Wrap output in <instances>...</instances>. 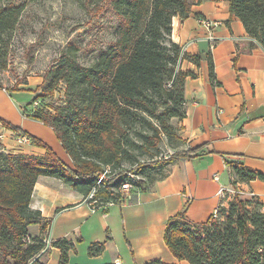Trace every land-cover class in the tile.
Listing matches in <instances>:
<instances>
[{
    "label": "trees",
    "instance_id": "1",
    "mask_svg": "<svg viewBox=\"0 0 264 264\" xmlns=\"http://www.w3.org/2000/svg\"><path fill=\"white\" fill-rule=\"evenodd\" d=\"M226 1L231 15L238 17L250 38L264 48V0ZM194 2L109 0L119 20L116 39L91 64L80 63L75 54H65L44 76L34 101L53 97L62 86L63 104L41 106L30 116L55 130L73 165L0 117L4 127L28 135L30 144L46 149L44 156L0 151V264H44L41 257L48 251L46 238L51 221L32 208L34 188L41 178H58L87 196L97 186L100 202L123 203L128 196L122 191L123 184L132 185L130 193L146 191L167 176L171 164L207 152L203 145L182 149L186 141L179 135L181 127L174 123V119L182 120L186 115L185 82L195 76L181 70L183 59L200 65L206 58L210 78L216 82L211 53H183L172 39L173 18L187 19ZM24 7L0 1V69L8 67L10 40ZM164 138L177 150L160 157ZM142 148L145 152L155 151L151 154L153 160L125 168L124 163H134L135 150ZM227 164L235 174L230 185L235 194L226 193L207 222L189 220L187 207L168 219L164 238L178 261L264 264V207L256 195L243 198L240 187L241 182L264 179V174L240 167L236 161L227 160ZM140 174L143 179H138ZM34 224H40L42 236L30 235ZM51 246L61 250L59 264H69L74 242L61 238L52 241ZM104 246L93 243L89 254H100ZM145 264L176 263L153 259Z\"/></svg>",
    "mask_w": 264,
    "mask_h": 264
},
{
    "label": "crops",
    "instance_id": "2",
    "mask_svg": "<svg viewBox=\"0 0 264 264\" xmlns=\"http://www.w3.org/2000/svg\"><path fill=\"white\" fill-rule=\"evenodd\" d=\"M194 1L187 19L173 18L172 39L183 53H211L216 82L210 78L206 58L200 65L183 59L181 70L195 76L185 82L186 115L174 123L181 127L179 135L186 141L182 149L203 145L207 152L171 164L165 178L146 191L127 194L125 202L114 203L107 210L93 211L87 195L58 178H41L34 188L32 208L50 219L52 241L68 238L74 242L69 264H145L153 259L190 264L178 261L165 242L168 219L187 207L189 220L207 222L222 202L221 189L230 187L235 178L227 160L264 174V48L231 15L228 1ZM203 18L220 25L209 30L202 24ZM17 103L1 96L0 117L73 165L55 130L36 118L23 117ZM2 131L12 130L0 122L3 138ZM20 149L19 153L34 156L46 153L44 147L30 143ZM240 184L243 198L256 195L264 207V179ZM30 235H43L40 224L30 226ZM93 243H104L100 254H89ZM60 256L59 248L49 246L41 261L59 264Z\"/></svg>",
    "mask_w": 264,
    "mask_h": 264
},
{
    "label": "rangeland",
    "instance_id": "3",
    "mask_svg": "<svg viewBox=\"0 0 264 264\" xmlns=\"http://www.w3.org/2000/svg\"><path fill=\"white\" fill-rule=\"evenodd\" d=\"M0 1L25 5L20 23L10 40L8 67L0 69L1 96L7 95L17 100L23 117L34 113L33 98L41 92L44 76L55 68L63 55L75 54L80 63L89 65L116 39L119 20L109 0ZM63 88L58 87L53 97L39 98L37 101L45 108L61 105L64 100ZM2 134L1 152L23 154L18 151L28 143L17 139L12 131L7 134L2 131ZM143 150L136 149L134 163L126 162L124 167L131 169L138 162L153 160L151 154L155 151ZM176 150L164 138L158 156L165 157ZM148 170L155 173L154 169ZM140 178L144 176L140 174Z\"/></svg>",
    "mask_w": 264,
    "mask_h": 264
},
{
    "label": "built area",
    "instance_id": "4",
    "mask_svg": "<svg viewBox=\"0 0 264 264\" xmlns=\"http://www.w3.org/2000/svg\"><path fill=\"white\" fill-rule=\"evenodd\" d=\"M202 24L207 27L209 30H212L215 27H218L220 25L219 22L217 21H211L208 19H201ZM210 39H213V37L211 36ZM41 108V104L40 101L35 100L34 101V109L37 110ZM17 136V139H19L22 142H26V143H30V138L28 135L22 134L21 132H14ZM132 189V185H127V183L123 184L122 186V191L125 192L126 194H129L130 191ZM96 193H97V187H94L90 193L87 196V202L88 204L92 207V210L95 211L97 209H102V210H107L109 208V206L113 205L114 202H109V203H102L100 202L97 198H96ZM226 193H229L231 196L235 194V191L231 188H222L221 189V194L222 196H225ZM46 243L47 246H51L52 243V238L49 235L46 238Z\"/></svg>",
    "mask_w": 264,
    "mask_h": 264
},
{
    "label": "bare ground",
    "instance_id": "5",
    "mask_svg": "<svg viewBox=\"0 0 264 264\" xmlns=\"http://www.w3.org/2000/svg\"><path fill=\"white\" fill-rule=\"evenodd\" d=\"M100 182H101V180L98 181L99 184H100ZM127 185H131V184L127 183ZM96 187H97V186H96Z\"/></svg>",
    "mask_w": 264,
    "mask_h": 264
}]
</instances>
